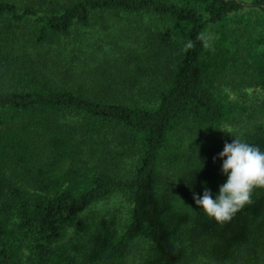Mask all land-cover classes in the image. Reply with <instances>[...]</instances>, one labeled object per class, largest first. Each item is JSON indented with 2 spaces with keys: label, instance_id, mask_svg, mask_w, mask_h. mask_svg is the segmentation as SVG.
<instances>
[{
  "label": "trees",
  "instance_id": "1",
  "mask_svg": "<svg viewBox=\"0 0 264 264\" xmlns=\"http://www.w3.org/2000/svg\"><path fill=\"white\" fill-rule=\"evenodd\" d=\"M251 12L264 25V0H0V264H264V188L223 225L193 201L226 183L225 125L264 151V99H241L264 37L231 38ZM92 29L129 42L115 78L59 62Z\"/></svg>",
  "mask_w": 264,
  "mask_h": 264
},
{
  "label": "rangeland",
  "instance_id": "2",
  "mask_svg": "<svg viewBox=\"0 0 264 264\" xmlns=\"http://www.w3.org/2000/svg\"><path fill=\"white\" fill-rule=\"evenodd\" d=\"M249 2L250 0H246ZM246 22L242 23L236 21L233 23L231 34V38L237 40L240 44H242L245 38H252V41L259 39V37H264V25H261V22L257 19V14L255 12H251L250 14H246L245 17ZM249 18L251 21H249ZM253 20V21H252ZM146 17L136 18V22L132 23L131 27L134 28V33L139 37L140 43H142V38L144 32L142 34V30L147 26ZM252 24V25H251ZM82 35H78L76 40H72L70 42L73 47L69 45V43L64 44V46L60 49L59 52V62L64 67H71L72 71L79 72L81 70L89 71L93 76H100L103 71L112 75L115 78V58L119 57V51L112 50L114 41H117V44H129L121 36H115L118 33L117 30H111L108 36H102L101 34H97L95 30H86L85 32H81ZM115 44V43H114ZM71 46V47H70ZM128 46V45H127ZM106 53V57L113 59L106 60L103 57ZM53 67V66H52ZM103 69V70H102ZM61 73H63L61 71ZM244 96L241 98L248 105L249 110L247 114L252 115L256 111L257 104L264 99V88L261 87H249L243 90ZM236 94L234 92L231 93V97L235 98ZM249 129L253 130L254 125L250 126ZM224 130L226 134L222 138L217 139L218 145L224 146L225 143H230L233 141L234 137L239 136L241 133L239 127H232L230 125H225ZM120 199L117 196H114L108 199L104 204H102L99 208L101 213L108 214L111 212L112 215H117V212L120 213L121 205ZM103 214V215H104ZM111 215V216H112ZM70 243L74 244L75 248L80 249L79 243L75 244L71 238H69ZM83 249H81L78 253H76V264H86V257L82 253ZM138 255V252L135 251V256Z\"/></svg>",
  "mask_w": 264,
  "mask_h": 264
},
{
  "label": "clouds",
  "instance_id": "3",
  "mask_svg": "<svg viewBox=\"0 0 264 264\" xmlns=\"http://www.w3.org/2000/svg\"><path fill=\"white\" fill-rule=\"evenodd\" d=\"M197 39L208 48L204 34L198 35ZM194 46L192 41H188L185 51ZM219 158L223 160L222 172L227 177L226 183L220 186L215 198L205 187L202 196L193 193V201L206 216L223 225L252 204L255 189L264 188V151L237 136L231 143H225Z\"/></svg>",
  "mask_w": 264,
  "mask_h": 264
}]
</instances>
